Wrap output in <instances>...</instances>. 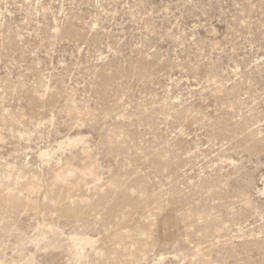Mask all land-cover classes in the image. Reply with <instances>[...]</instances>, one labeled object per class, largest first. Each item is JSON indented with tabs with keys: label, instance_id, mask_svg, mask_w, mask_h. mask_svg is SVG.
<instances>
[{
	"label": "rangeland",
	"instance_id": "1",
	"mask_svg": "<svg viewBox=\"0 0 264 264\" xmlns=\"http://www.w3.org/2000/svg\"><path fill=\"white\" fill-rule=\"evenodd\" d=\"M0 264H264V0H0Z\"/></svg>",
	"mask_w": 264,
	"mask_h": 264
},
{
	"label": "bare ground",
	"instance_id": "2",
	"mask_svg": "<svg viewBox=\"0 0 264 264\" xmlns=\"http://www.w3.org/2000/svg\"><path fill=\"white\" fill-rule=\"evenodd\" d=\"M74 142H75V141H74ZM74 142H73V141H70V142L68 143V146H73V145H74ZM78 142H79V141H78ZM78 142H77V143H78ZM61 144H62V143H61ZM64 145H65V144L63 143V144L61 145L60 149H62V148L64 147ZM65 146H67V145H65ZM42 154H43V153H42ZM45 154H46V153H44L43 156H45ZM46 155H47V154H46ZM46 157H47V156H46ZM87 239H88V238H87ZM80 240H81V241H80ZM80 240L77 241V239H76V241H74L75 243L77 242L75 245H76V247H77L78 254L81 253V250L83 249L82 247H83V245H84L85 243H87V242L89 243V241H92V240H90V239H89V241H88V240H85V239H80ZM91 243H92V242H91ZM89 244H90V243H89ZM80 255H81V254H80ZM81 256H82V255H81ZM81 256H80V257H81Z\"/></svg>",
	"mask_w": 264,
	"mask_h": 264
}]
</instances>
